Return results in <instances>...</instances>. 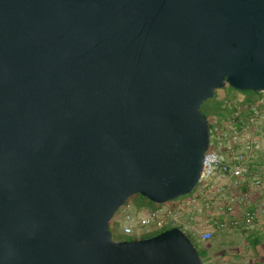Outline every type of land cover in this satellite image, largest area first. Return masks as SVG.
Returning <instances> with one entry per match:
<instances>
[{
  "label": "water",
  "instance_id": "95a60500",
  "mask_svg": "<svg viewBox=\"0 0 264 264\" xmlns=\"http://www.w3.org/2000/svg\"><path fill=\"white\" fill-rule=\"evenodd\" d=\"M227 86L264 92V0H0V264H204L110 223L194 192Z\"/></svg>",
  "mask_w": 264,
  "mask_h": 264
},
{
  "label": "built area",
  "instance_id": "2783aa9c",
  "mask_svg": "<svg viewBox=\"0 0 264 264\" xmlns=\"http://www.w3.org/2000/svg\"><path fill=\"white\" fill-rule=\"evenodd\" d=\"M227 105L233 114L213 119L194 192L157 208L125 206L119 220L125 236L140 241L177 228L204 246L216 230H264V92L252 102Z\"/></svg>",
  "mask_w": 264,
  "mask_h": 264
},
{
  "label": "trees",
  "instance_id": "16d2710c",
  "mask_svg": "<svg viewBox=\"0 0 264 264\" xmlns=\"http://www.w3.org/2000/svg\"><path fill=\"white\" fill-rule=\"evenodd\" d=\"M226 88H231L232 90L238 91V90H236V89H234V88H232L230 86H227ZM238 92H240V91H238ZM218 93H219V91H217L216 97L213 100L207 101L204 104V106L202 107V111L204 109H206L207 112H208V115L207 114H205V115H206V117L209 120V124H210V128L211 129L213 128V119L214 118L225 119V118H228L229 116H231L233 114L232 107L227 105V102H229V100H222L221 98H219ZM242 93H251V94H258L259 95V93H255V92H242ZM255 99H250L249 98V99H243V101L252 102ZM261 162H263V160ZM136 196H139L142 199V202H141L142 205H138V204L136 205L137 210L140 211L143 208H146L147 207V203H150L151 205H154V203L150 202L148 199L142 197L141 195H136ZM129 205L130 204H129V201H128L126 206H129ZM120 211H122V209ZM120 215H121V213L119 214V216ZM119 220H120L119 217H117V218L115 217V219L110 223V230H111V232L113 234V238H114V234L115 233H117V234L122 233L121 223H120ZM238 230H240V229H238ZM234 231H237V230L224 231V232L235 233ZM163 232H165V231L156 233V234L152 235L149 238H152V237H154V236H156L158 234H161ZM245 235H247V237L246 236L245 237L248 238L246 245H250L249 248L250 249L252 248L253 251L255 252L254 255H253V258L255 259V264H264V230H258V231H253V232H245ZM214 237H215V234H214L213 238ZM190 239L192 240L194 245L196 243L195 246H196L197 250L199 251V254H200L201 258L203 259L204 264H214L215 261L211 259L210 249H209V246L207 244L209 241L204 246H200L192 238H190ZM121 241H137V240H135L133 238H127V239H124V240H121Z\"/></svg>",
  "mask_w": 264,
  "mask_h": 264
},
{
  "label": "crops",
  "instance_id": "0c3cea01",
  "mask_svg": "<svg viewBox=\"0 0 264 264\" xmlns=\"http://www.w3.org/2000/svg\"><path fill=\"white\" fill-rule=\"evenodd\" d=\"M255 98L257 97L255 96L250 99ZM136 205L137 204H135V207ZM234 232L235 235H239V237L245 238L247 241L248 238H246L247 235H245L244 231L237 230ZM230 233L231 232L227 233L221 230H216L214 233L215 237L207 243L210 249L211 259L215 261L214 264H255V259L253 258L255 252L252 248H249L250 245L245 244L242 247L234 246V241L237 242V240L231 238L233 236H231Z\"/></svg>",
  "mask_w": 264,
  "mask_h": 264
},
{
  "label": "rangeland",
  "instance_id": "374dc122",
  "mask_svg": "<svg viewBox=\"0 0 264 264\" xmlns=\"http://www.w3.org/2000/svg\"><path fill=\"white\" fill-rule=\"evenodd\" d=\"M218 95H219V98H221L222 100H229V102H232V103L236 102L237 100L254 98L255 96L258 97V94L242 93V92H238V91L232 90L231 88H226L224 90H219ZM203 111H204L203 112L204 114L208 115V112H207L206 109H204ZM185 198H187V196L178 199V201L182 200V199H185ZM141 202H142V199L139 196H134V197H132L129 200V204H130V206H131V208L133 210H137V207H135V204L142 205ZM167 204H171V202L167 203ZM159 206L160 205H156V204L151 205L150 203H147V207L146 208H157ZM120 213H121V211H119L117 213L116 218L119 217ZM230 235L233 236L231 238H235V240H237V242L234 241V246H241L242 247L245 244H247V241H246L245 238L239 237V235L237 236V235H235V233L234 234H230ZM127 238H130V237L125 236L123 233H120V234L115 233L113 239H115L116 241H121V240H124V239H127ZM236 238H238V239H236ZM228 240H231V239H228ZM195 245H196V243H195Z\"/></svg>",
  "mask_w": 264,
  "mask_h": 264
}]
</instances>
